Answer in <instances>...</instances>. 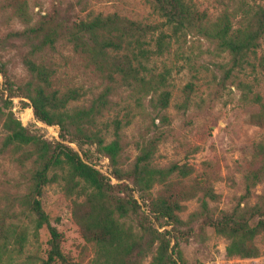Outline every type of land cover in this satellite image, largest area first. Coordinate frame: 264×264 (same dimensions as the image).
Wrapping results in <instances>:
<instances>
[{"label": "trees", "instance_id": "1", "mask_svg": "<svg viewBox=\"0 0 264 264\" xmlns=\"http://www.w3.org/2000/svg\"><path fill=\"white\" fill-rule=\"evenodd\" d=\"M218 1L225 9L211 18L189 0H145L162 19L159 24H145L116 13H88L71 19L57 7L33 22L28 0H0V11L11 10L25 24L22 30L0 35V48L13 40L22 42L27 48L22 62L30 75L22 85L8 84L6 99L0 90V156L11 154L25 169L24 192L1 198L0 264H72L62 251V234L50 224L42 207L41 196L48 186H56L69 201L72 219L83 241L93 249L91 264H143L147 259V264H183L177 230L195 221L227 241L228 257L260 256L256 239L264 236V189L260 194L253 191L264 182V136L253 143L249 157L236 163L241 194L228 211L211 206L220 199L214 183L222 177L210 162H203L200 170L186 161L165 166L154 162L165 135L159 124H168L163 112L171 96L165 89V75L155 74L152 64L155 57L163 55L166 44L189 35L215 43L216 51L226 55L218 69L227 80L235 71L252 65L250 59L264 38V0ZM62 43L83 54L110 83L87 105H73L83 97L78 89H53L54 72L36 61ZM2 67L0 62V70ZM121 86L132 94L149 96L153 113L152 130L136 142L137 155L128 167L121 158L122 122L113 120L108 140V125L103 120L113 106L111 97ZM16 96L29 101L37 121L59 128L60 141H48L22 125L12 111L11 99ZM135 101L139 103L140 98ZM254 102L259 109L250 115V121L264 129V97L255 94ZM66 142L75 144L78 151ZM85 147H94L108 160L111 177L88 161ZM253 197L256 201L250 205ZM191 200L197 208L184 221L180 214ZM21 217L30 226L22 223ZM44 226L49 233L46 256L31 252L23 256L28 236L37 240Z\"/></svg>", "mask_w": 264, "mask_h": 264}, {"label": "rangeland", "instance_id": "2", "mask_svg": "<svg viewBox=\"0 0 264 264\" xmlns=\"http://www.w3.org/2000/svg\"><path fill=\"white\" fill-rule=\"evenodd\" d=\"M189 1L197 8L206 10L211 18L225 9L218 0ZM28 4L33 22L53 7L62 10V14L65 10L71 19L84 18L88 13H116L145 24L162 22L145 0H28ZM24 27L25 24L11 10L0 11V35L22 30ZM164 31L169 33L166 28ZM151 44L153 46V42ZM26 51L24 44L17 40L0 48V62L3 64L0 70V90L5 99L8 84L19 86L30 79L22 62ZM36 61L54 72L51 79L53 89L60 92L78 89L83 94L80 101L73 105H87L94 96L110 85L94 70L83 54L75 52L66 43L59 44L53 51L46 50ZM225 61L226 55L216 51L215 43L189 35L171 39L169 45L166 44L163 55L155 57L152 64L155 74L165 75V89L171 96L168 108L163 112L168 118V124L161 125L158 120L155 121L165 135L158 145L154 162L158 166H165L173 161H186L197 170H200L203 162H210L222 177L214 183L215 192L220 199L211 204L218 211H228L237 202L241 194V175L236 170V163L249 157L253 143L264 136V129L250 121V115L259 109L254 102L255 94L264 97V38L256 55L250 59L252 65L242 71H235L227 80L222 79V73L218 69L219 64ZM117 83L119 86V78ZM186 87L191 90L188 91ZM185 91L189 93L186 94ZM136 98H140L139 103L135 101ZM11 100L14 115L31 133L41 135L51 142L60 141L59 128L37 121L27 99L16 96ZM111 100L113 106L105 112L103 118L108 125L107 138H112L113 120H120L124 126L120 131L123 145L121 158L124 167H128L137 155L136 142L148 129L152 130L153 113L149 96L132 94L128 88L121 86ZM1 139L2 134L0 141ZM67 144L78 151L75 144ZM84 149L89 151L88 161L101 173L111 177L108 160L98 154L94 147ZM24 172L25 169L14 162L11 154L4 153L0 156V206L4 194L24 192ZM111 181L116 182L113 178ZM156 189L155 187L154 192ZM263 189L264 182L253 192L260 194ZM255 201L253 197L249 204L252 205ZM41 203L50 224L62 234L61 247L64 255L72 264H91L93 249L83 241L72 219L70 203L60 190L56 186L46 187ZM196 208L195 200L185 203L181 219L186 221ZM21 220L26 226H30L25 218L21 217ZM177 231V249L181 251L183 264H264V236L256 239L260 256L242 259L228 257L225 252L227 241L216 235L213 229L203 226L200 221L192 222ZM48 240L46 226L39 231L37 240L30 234L23 256L31 252L45 257ZM148 261L149 259L143 264Z\"/></svg>", "mask_w": 264, "mask_h": 264}]
</instances>
